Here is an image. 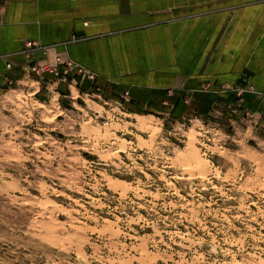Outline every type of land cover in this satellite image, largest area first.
I'll list each match as a JSON object with an SVG mask.
<instances>
[{
	"label": "rangeland",
	"instance_id": "rangeland-1",
	"mask_svg": "<svg viewBox=\"0 0 264 264\" xmlns=\"http://www.w3.org/2000/svg\"><path fill=\"white\" fill-rule=\"evenodd\" d=\"M79 87L0 85V264H264V117Z\"/></svg>",
	"mask_w": 264,
	"mask_h": 264
},
{
	"label": "crops",
	"instance_id": "crops-1",
	"mask_svg": "<svg viewBox=\"0 0 264 264\" xmlns=\"http://www.w3.org/2000/svg\"><path fill=\"white\" fill-rule=\"evenodd\" d=\"M62 61L78 92L201 118L240 98L264 117V0H0V85ZM264 120V118H263Z\"/></svg>",
	"mask_w": 264,
	"mask_h": 264
},
{
	"label": "built area",
	"instance_id": "built-area-1",
	"mask_svg": "<svg viewBox=\"0 0 264 264\" xmlns=\"http://www.w3.org/2000/svg\"><path fill=\"white\" fill-rule=\"evenodd\" d=\"M58 61L60 63V66L66 70L65 72H60L58 67L52 66L50 64H34L29 66L27 69H29V71L33 74L39 76L52 74L57 77L64 76L65 78L66 76H68V73L74 70H77L79 75H82L84 73V69L72 61H62L61 59H59Z\"/></svg>",
	"mask_w": 264,
	"mask_h": 264
}]
</instances>
